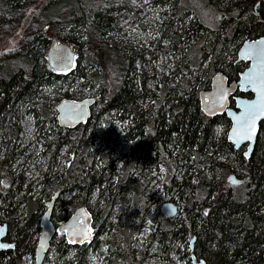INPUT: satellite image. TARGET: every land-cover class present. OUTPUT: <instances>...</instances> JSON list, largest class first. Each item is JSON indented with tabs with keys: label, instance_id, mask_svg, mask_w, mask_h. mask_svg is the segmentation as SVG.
I'll list each match as a JSON object with an SVG mask.
<instances>
[{
	"label": "trees",
	"instance_id": "16d2710c",
	"mask_svg": "<svg viewBox=\"0 0 264 264\" xmlns=\"http://www.w3.org/2000/svg\"><path fill=\"white\" fill-rule=\"evenodd\" d=\"M131 1L135 0H0V43L14 35L29 16L19 44L0 52V150L4 157L0 156V224H8L7 239L15 243L13 249L0 250V264H27L26 257H34L41 233L40 213L57 191L60 195L52 212L54 219L58 216V222L53 220L56 224L78 207L87 206L106 230L94 229V240L83 245H73L64 233L57 232L50 250L55 248L63 264H88L87 250L95 255L93 251L100 246L97 235L106 245L103 264H177L187 257L192 263V253L207 264H264V123L251 157L246 158L244 150L227 139L228 116L208 114L200 98L217 69L233 79L244 66L215 58L202 75L203 54L217 57L227 47L233 57L246 38L264 35V0H209L222 13L217 30L207 28L191 11L182 10L181 0H139L162 10V38L169 42L170 54L181 57L173 75L161 74V79L156 66H144L148 61L142 54L130 53L127 46L110 41L111 33L120 30V17L132 15ZM133 14L136 18L137 11ZM54 34L86 48V55L80 52L70 71L55 70L47 60ZM209 35L208 49H198L196 43ZM156 48L166 53L161 40ZM88 65L97 66V72L90 74ZM148 67L153 69L152 76ZM150 77L154 83L147 88ZM67 78L74 83L89 79L99 86L96 92L104 103L100 115L119 113L130 148H119L113 133L101 128L105 144L98 155L81 156L70 167L55 170L57 153L66 144L77 146L78 136H82L72 132L79 127L87 132L96 116L92 110L89 121L72 129L57 123L52 116L54 105L43 91ZM90 89L85 86L80 95L95 91ZM28 113L45 125L41 131L45 134L37 135H43L46 143L45 167L32 165L38 147L22 137ZM124 157L127 164L120 168ZM162 170L163 181L157 180L159 187L153 185L151 172ZM231 174L240 182H230ZM117 175L121 177L116 186L121 198L138 203L136 213L125 211L115 222L111 211L116 197L109 194L95 203L88 195L103 198ZM163 195L179 205L177 216L164 215ZM57 205L63 214L55 215ZM139 215L143 221L152 215L148 236H136L138 230L133 231L140 221L126 223ZM194 236L192 250L188 238Z\"/></svg>",
	"mask_w": 264,
	"mask_h": 264
},
{
	"label": "rangeland",
	"instance_id": "374dc122",
	"mask_svg": "<svg viewBox=\"0 0 264 264\" xmlns=\"http://www.w3.org/2000/svg\"><path fill=\"white\" fill-rule=\"evenodd\" d=\"M131 5L134 7L133 11H137V17H134L133 11H132V15L129 17H120L119 19V23L117 24V27L120 29L118 31L112 32L110 35V41H116L117 43H121L124 46H127V49L129 50V52H136V53H140L142 54L143 58L145 59V61L147 60L148 62H144V66H147V63L149 65H152L153 67L156 66V71L158 72V78L161 79L162 76L161 74H165V75H173V72H175V68L177 67V65L179 66V64L177 63L179 58H181L180 56L176 57V56H172L173 54H170V52L168 51L169 49V42H167L164 38H162V34L159 28L160 24L164 22V17L162 16V10L156 11V9H151L152 7L150 6V4L148 3V1H139V0H135V1H131ZM198 6H202V8L204 9V15L202 16L200 14V12L198 11ZM37 7H35L36 9ZM181 8L184 11H191L192 14L191 16L194 17V14L199 18V20L209 29L211 30H217L220 28V26L222 25V13L220 12V10H218L209 0H181ZM190 12V13H191ZM210 13V14H209ZM29 19H26V21H24V23L21 25L20 29L12 36H9L7 38H5L1 43H0V52L5 51V50H10L11 48L17 46L20 42V39L23 37L24 33H25V26L26 23ZM164 28V27H163ZM57 36L61 42H65L68 43L69 45H71V47L73 48V50L76 52V57L77 59H79V54L80 52L86 55V48L85 47H81L79 48L78 46L75 45V43L65 40L63 39L61 36L54 34L53 37ZM52 37V38H53ZM212 39V37L209 35L206 38L202 39L201 41L197 42L196 45H198V49L202 51H206L208 49V44L209 41ZM158 40H161V49L162 51H166L165 54L159 53L156 46H157V42ZM244 42V41H243ZM242 44L238 45V50H237V54L238 51L240 49ZM158 54V55H157ZM237 54L235 56H231L229 49L227 47L223 48L220 52L218 51L217 53V57H212L213 54L209 53V54H203L206 55L205 57V63L203 65V71H202V75H204V70L209 66V64L211 63L212 59L214 60L215 58H222V59H228L229 61H233L235 60L238 56ZM153 55H157V59H154L155 57H153ZM232 57V58H231ZM77 60H76V64H77ZM81 66L85 65V61L84 59H82V61L80 62ZM164 65H166L164 67ZM76 66V65H75ZM151 66V67H152ZM151 67H148V73L149 76H152V70ZM244 66H242L241 68H243ZM88 70L90 71V74H94L97 72L98 67L97 66H90L88 65ZM151 78V79H150ZM148 79V82L146 84L147 88H151L153 86V78L150 77ZM82 82H84V84H82ZM86 86L87 88H91L90 90H95L94 92L91 93H86L85 96H81L80 95V90L84 89V87ZM98 85H96V87L94 86V82L93 80H85V81H80V82H76L74 83L71 79L67 78L64 80V82H59V83H54V85L50 86V87H45V90L43 91L44 95L48 96V100H50L53 105H54V114H52V116H54V118L57 119L58 116V109L57 106L59 104V102L61 101V99L68 97V98H75V99H82L84 97L87 96H97L99 94V92L97 93V89H98ZM102 100H98V102L95 104V106L93 107V113L98 116V118H96V116L92 117L91 122H90V127L88 129L87 132H84L83 129L76 128L72 134L73 135H82V136H78L79 141L77 143V146L72 147L70 144H66L64 149L60 150L59 153H57L55 160H54V168L55 170H63L66 167H70L72 162L77 159L80 158L81 156H85V155H98V152H101V150L104 148V144L105 141L102 140V136L100 135V129L103 128L107 133L108 132H112L113 133V138L116 139V144H119V148L121 149H128L130 148V143H128L127 141V136H126V131H125V125L119 120V113H115V112H111L109 114V116L103 114L100 115V111L102 109V106L104 105V103L101 102ZM147 104V101L146 103ZM28 111V110H26ZM53 123V121H52ZM57 123H58V119H57ZM24 124V131L25 134H23V138H25L26 142L32 143L37 145L38 147V158H36L35 160H33L32 165L34 166L35 164H43L45 167L48 163V158L47 156H44L43 151L46 148V143L42 142V137H44L43 135H41V137H38L37 135L43 130L42 127L45 126L43 125V121H39L37 123V119L35 118V116L32 113H28L25 120L23 121ZM52 126V124L50 125ZM64 128V127H62ZM99 128V129H98ZM230 128V127H229ZM229 128L226 131V135H228L229 132ZM68 129V128H66ZM72 129V128H71ZM47 130V129H46ZM105 132V133H106ZM42 134H45L44 132H41ZM83 138V141L81 142V139ZM242 148V147H241ZM56 150V149H55ZM52 152H54V148H52L51 150V154ZM91 152V154L89 153ZM1 150H0V156H1ZM4 157L1 156V159H3ZM127 162L126 157H124V161H121L120 163V168H122L124 166V164ZM127 164V163H126ZM62 166V169L60 168ZM165 171L162 170V172L157 173L156 171H152L151 175L155 176V178L151 179L152 184L153 185H157V180H162L164 178V173ZM121 178V177H120ZM119 176L117 175L114 178V185H112V190H107L104 193L103 198L97 196V194L94 195V197L91 195H88V198L92 201L99 202V199L104 200L106 197H109V194H111L110 196H115L116 200H117V204L116 206L113 208V211H111V219L115 222H117L119 220V217L121 214H123V212H130V211H134V213H136L135 211V204L138 203L137 200H134L132 198H127L126 196L121 198V193L117 192L116 190V186L118 185L119 181H120ZM228 183V182H226ZM127 184H123V186H126ZM159 187V185H157ZM162 193V191L160 192ZM99 197V198H98ZM163 200L162 203H164L165 201L171 200V198L167 197L166 195H163ZM173 201V200H172ZM93 202V203H94ZM123 203H128L126 205H124V209L122 207ZM45 209H47V207H44ZM44 209V210H45ZM180 210V209H179ZM55 215H61L63 214V209L62 207H60L59 205H57L55 207V211H54ZM179 213V212H178ZM41 214H43V212L40 213V218L42 217ZM178 215V214H177ZM176 215V216H177ZM152 216V215H151ZM151 216H145V220L143 221L142 217L143 216H137L134 218H131V220H128L126 223L128 225H132V223H134L135 221H140L141 224L139 227L133 229V231L138 230V233L136 234V236L138 235H145L148 236V232H149V228L148 226L151 224ZM175 217V216H174ZM58 218V216L55 217L53 216V220L55 222H58L56 219ZM125 218L122 219V223H125ZM60 223V222H59ZM41 224V221H40ZM100 228V230H102V232H105L106 230L104 229V226L101 225L100 223H98L97 221L94 220V229H98ZM42 230V228H41ZM40 236V235H39ZM135 236V237H136ZM97 240L98 243L100 244L99 248L97 251H93V253L95 255H93L92 253H88L89 251L87 250V256L85 258V261L88 264H103L104 263V256H105V249H106V245L104 243V239L102 236L97 235ZM192 240V237L188 238V242H190ZM143 240H140L139 242H141ZM87 249V248H86ZM190 249V247L188 248ZM103 250V255L100 257L99 252ZM76 251H74L73 253H75ZM86 254V252H85ZM36 255V253H35ZM34 255V257L31 256H27L26 260H27V264H36V256ZM90 255V258H89ZM188 257L186 258V261H183L181 263H177V264H192L191 262L189 263L187 261ZM98 260V262H97ZM63 259H59L58 258V254L56 253V250L54 248V252L52 251V249L50 251H48V253L46 254L45 257V261L43 264H63Z\"/></svg>",
	"mask_w": 264,
	"mask_h": 264
},
{
	"label": "water",
	"instance_id": "95a60500",
	"mask_svg": "<svg viewBox=\"0 0 264 264\" xmlns=\"http://www.w3.org/2000/svg\"><path fill=\"white\" fill-rule=\"evenodd\" d=\"M236 61L246 60L249 65L240 72L238 80L228 83V79L217 73L213 77V88L200 92L203 109L212 115L226 113L231 120L227 139L236 149L246 145L244 154L250 158L256 141L264 123V35L256 38H246L242 43ZM47 60L52 68L58 71H70L76 65V52L71 45L61 42L55 36L47 50ZM238 88L241 92H252L251 96L234 95ZM232 97V98H231ZM232 99L235 103L232 104ZM99 96H87L82 99L65 97L59 102L58 123L64 128H76L86 123L92 116V110ZM251 139L245 138L249 126ZM228 180L239 183L240 178L231 174ZM60 191H57L48 202V208L41 217V233L36 248V264H43L46 254L50 250L55 234L64 233L67 241L73 245L91 243L95 238L94 217L87 206L78 207L69 218L56 224L52 219V212ZM162 212L166 217H174L179 212V205L172 200L162 204ZM8 233V224H0V249H13L14 242L5 238ZM195 236L191 240V249L194 248ZM192 264H207L206 260L192 253Z\"/></svg>",
	"mask_w": 264,
	"mask_h": 264
},
{
	"label": "flooded vegetation",
	"instance_id": "af4514ba",
	"mask_svg": "<svg viewBox=\"0 0 264 264\" xmlns=\"http://www.w3.org/2000/svg\"><path fill=\"white\" fill-rule=\"evenodd\" d=\"M237 59V58H236ZM236 59L234 60V63H242V64H244V67L243 68H241L240 70H239V72H238V75L235 77V78H233V79H230V77L228 76V74L224 71V70H220V69H217V71L213 74V76H212V79L210 80V85H209V87H207V88H205V89H203V90H209V89H212L213 88V77H214V75H216L217 73H222V75L224 76V77H226L227 79H228V83H230L231 81H233V80H238V78H239V74H240V72L241 71H243L244 69H246V67L249 65V61H246V60H241V61H236ZM202 91V90H201ZM200 91V92H201ZM244 95V96H248V94H250V95H252V92H250V91H248V92H241V91H239L238 90V88L236 89V92L234 93V95L232 96V97H234L235 95ZM231 97V98H232ZM234 103H235V100H234ZM234 103H232V104H234ZM222 114V113H221ZM226 114V113H225ZM227 115V114H226ZM231 121V120H230ZM245 147H246V145L245 146H243L242 147V149L245 151ZM48 208V207H47ZM52 215H53V213H52ZM52 219H53V216H52ZM95 231V230H94ZM66 237V236H65ZM8 237L6 236V240L7 241H9L8 239H7ZM69 242V241H68ZM0 250H8V249H0Z\"/></svg>",
	"mask_w": 264,
	"mask_h": 264
},
{
	"label": "snow or ice",
	"instance_id": "6c2138e0",
	"mask_svg": "<svg viewBox=\"0 0 264 264\" xmlns=\"http://www.w3.org/2000/svg\"><path fill=\"white\" fill-rule=\"evenodd\" d=\"M252 130H253V129H252V126L250 125V126H249V130H248V133H249V134H246V137H245V138L251 139L250 132H251Z\"/></svg>",
	"mask_w": 264,
	"mask_h": 264
},
{
	"label": "clouds",
	"instance_id": "9594fccd",
	"mask_svg": "<svg viewBox=\"0 0 264 264\" xmlns=\"http://www.w3.org/2000/svg\"><path fill=\"white\" fill-rule=\"evenodd\" d=\"M198 11L200 12V14L203 16L204 15V9L202 8V6H198ZM210 14V13H209Z\"/></svg>",
	"mask_w": 264,
	"mask_h": 264
}]
</instances>
